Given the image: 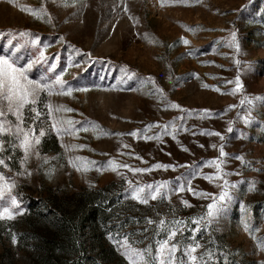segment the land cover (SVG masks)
<instances>
[{
  "label": "rangeland",
  "instance_id": "1",
  "mask_svg": "<svg viewBox=\"0 0 264 264\" xmlns=\"http://www.w3.org/2000/svg\"><path fill=\"white\" fill-rule=\"evenodd\" d=\"M233 32L239 52L229 46ZM41 50L45 61H40ZM0 55L12 57L17 66L31 60L29 78H49L41 82L54 80L63 70L61 79L73 88L71 95L60 94L58 87L51 95L41 93L38 107L44 115L35 133L44 129L46 135L23 166L24 152L12 148L18 141L0 137L5 148L0 158L8 164L0 172L15 181L12 195L23 208L15 219L0 221V264L10 262L8 258L14 264L28 259L22 220L35 203L69 209L76 195L109 185L119 214L132 222L112 239L122 252L124 245L118 241L127 238L131 249L151 246V256L145 253L151 261L156 241L166 238L171 221L182 218L186 230L172 242L184 264L189 261L182 249L196 242L201 245L194 253L196 264H215L218 257L224 264L264 262V0H0ZM52 63L57 67L50 73ZM237 76L242 89L233 94ZM45 103L52 105L54 118L78 122L79 131L58 138ZM173 103L180 107L171 108ZM3 106L7 111L6 101ZM59 106L72 111H56ZM205 109L214 115L204 117ZM32 115L24 110L25 128L32 124ZM8 119L15 124L14 117ZM137 130L139 137L159 139L130 135ZM201 130L219 132L225 139ZM54 136L59 150L47 151L54 148ZM221 144L231 154L223 158L225 178L235 187L203 178L216 172L207 161L219 158ZM109 160L130 168L156 163L175 167L112 171ZM189 171L199 174L188 176ZM127 181H170L169 187L183 184L184 190L145 205L126 197ZM189 186L217 197L222 190L229 192L223 214L209 223L212 198L194 196ZM197 217H203L204 227L193 241L191 220ZM161 219L166 221L163 228Z\"/></svg>",
  "mask_w": 264,
  "mask_h": 264
},
{
  "label": "snow or ice",
  "instance_id": "2",
  "mask_svg": "<svg viewBox=\"0 0 264 264\" xmlns=\"http://www.w3.org/2000/svg\"><path fill=\"white\" fill-rule=\"evenodd\" d=\"M184 44H188V41L181 38ZM32 43L35 45L38 43V40H33ZM230 47H235L237 52H239V43L237 41L236 33L233 32L231 34V42L229 44ZM79 55H87L83 53H78ZM46 57L44 55V51H40V61H45ZM57 65L52 63L51 66L47 69L48 72H54ZM32 68V61L29 60L27 64L23 66H17L15 60L8 55H0V137L8 135L9 137L14 138L17 143L12 144V148L16 149L17 147L24 152V159L20 161L21 166H23L24 161L28 158L30 153L34 150L35 146L41 143V138L45 137L46 131L41 129L39 135L35 133V125L38 120H40L41 116L44 115L38 107L41 104L42 98L41 93H47L51 95L53 90L57 87L60 90V94L71 95L73 88L68 86L65 81L61 79L63 75V70L60 74L55 75V79L50 82H41L43 80H47V77H41V80H33L29 78V72ZM135 75V74H132ZM226 83H232V81H227ZM66 89V91H65ZM242 89V84L240 82L239 76L235 78V87L232 89V93ZM86 90V89H79ZM218 90V89H217ZM7 102V111L4 110L3 102ZM243 104V101L241 102ZM251 103V100L248 101ZM45 108L47 109V116L52 119L51 131L57 135L59 138L62 134H71L75 131H79V129L75 128V124L78 122L72 120H64V119H56L53 117V107L50 103H45ZM171 108L176 109L180 106L177 104H171ZM231 107H235V105H230ZM28 108V110L33 114L32 115V124L25 128L24 122V110ZM56 111H72L71 109L64 108L63 106H59L55 109ZM181 111H188L183 110ZM203 116L206 118H210L214 113H211L209 110H201ZM12 116L15 118V124L12 123L11 120L8 119V116ZM179 119H183L180 117ZM247 122V121H246ZM168 126H165L167 130ZM87 130V129H85ZM175 126L173 125V132L175 131ZM228 131H233L232 128H228ZM201 134L203 135H217L223 141L225 138L219 132H211L208 130H201ZM123 135V134H119ZM133 137L143 138V139H159V137H150L138 136V130L130 133ZM173 138H175L173 136ZM77 147H84L83 145ZM126 147V146H125ZM200 147H204L200 145ZM214 148L215 145H212ZM224 144H221L219 148V158H213L207 161V166L214 167L216 169L215 173L205 175L203 178L208 180L209 182H214L216 180H223V187H235V185H230L229 181L225 178L228 173L223 171V158L231 155L224 151ZM187 150V149H183ZM5 151L4 148V140L0 139V153ZM38 155V153H37ZM10 160L11 157H8ZM83 159L85 162L87 158H77ZM236 159H240L243 162V158L240 156H236ZM93 166H96V162H91ZM107 166L112 170L116 171L118 168H127L133 173H146L150 172L154 169H168L174 168V165H167L162 163L153 164L150 168H130L129 165L124 164L121 165L114 160H109L106 162ZM0 166L3 168H7L8 164L5 162V158H0ZM88 168L85 167L84 171H87ZM98 170H102L98 168ZM23 175V172L19 173ZM198 171H189L186 173L188 176L198 175ZM238 174V173H237ZM181 178H177L179 181ZM170 181H163L160 183H151V184H133L131 181H127V189L125 191L126 197H130L131 199L137 201L140 204H148L150 200L155 201L158 198L164 197L167 198L168 193L175 191L180 192L184 190V185L180 184L179 187L171 188L169 185ZM190 184V182H189ZM250 188H254V184L250 183ZM15 188V181L7 179L3 172H0V221H11L15 219L18 214H23V208L20 207L17 197L12 195V190ZM194 196L197 197H211L212 202L207 205V216L209 217V223H211L212 218H218L223 214L225 207L227 206V199L230 195L227 191H221L219 196H215L213 194L204 192V191H195L191 186L187 189ZM181 203L184 206L190 207L188 201L183 200ZM203 217L193 218L191 223L195 225L194 228L191 229L192 240L195 241L197 234L203 229L204 225L202 224ZM148 223H152L151 220ZM160 226L166 224V221L161 219ZM186 221L182 218H177L171 221V227L166 233L165 239H158L156 241V249L155 255L152 257L151 261L147 258L145 253L148 256H151V246L148 249H131L127 247V238L122 241H118V244L124 245L122 254L129 261V264H138V262H143V264H184L183 260H177L176 253L178 251L177 244L173 243L174 237L178 233H181L186 230L185 225ZM159 234V233H158ZM13 243H16V236L13 234L12 236ZM201 245L196 243H189L186 247L182 249L183 256L188 258L189 264H196L198 257L194 255L196 249L200 248ZM264 264V262H261Z\"/></svg>",
  "mask_w": 264,
  "mask_h": 264
},
{
  "label": "trees",
  "instance_id": "3",
  "mask_svg": "<svg viewBox=\"0 0 264 264\" xmlns=\"http://www.w3.org/2000/svg\"><path fill=\"white\" fill-rule=\"evenodd\" d=\"M53 145L47 151L59 150L55 136ZM109 187L76 195L69 209L56 203L47 208L35 203L22 220L25 264H129L112 239L132 222L119 214L120 206ZM30 203H34L31 198ZM8 261L1 264H14L12 258ZM224 261L218 257L214 263Z\"/></svg>",
  "mask_w": 264,
  "mask_h": 264
}]
</instances>
